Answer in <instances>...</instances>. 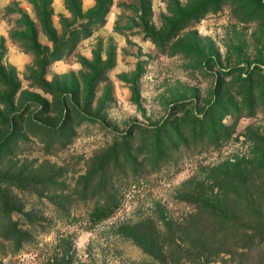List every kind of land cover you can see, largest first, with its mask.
<instances>
[{"label": "rangeland", "instance_id": "374dc122", "mask_svg": "<svg viewBox=\"0 0 264 264\" xmlns=\"http://www.w3.org/2000/svg\"><path fill=\"white\" fill-rule=\"evenodd\" d=\"M0 264H264V0H0Z\"/></svg>", "mask_w": 264, "mask_h": 264}]
</instances>
